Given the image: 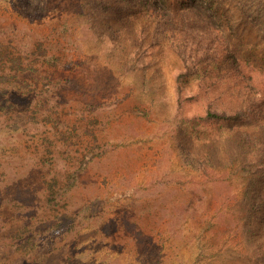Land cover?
Returning a JSON list of instances; mask_svg holds the SVG:
<instances>
[{
	"label": "rangeland",
	"instance_id": "1",
	"mask_svg": "<svg viewBox=\"0 0 264 264\" xmlns=\"http://www.w3.org/2000/svg\"><path fill=\"white\" fill-rule=\"evenodd\" d=\"M222 3L264 83V0ZM117 6L0 0V264H264L261 127L199 120L246 96L208 63L178 84L205 43Z\"/></svg>",
	"mask_w": 264,
	"mask_h": 264
},
{
	"label": "trees",
	"instance_id": "2",
	"mask_svg": "<svg viewBox=\"0 0 264 264\" xmlns=\"http://www.w3.org/2000/svg\"><path fill=\"white\" fill-rule=\"evenodd\" d=\"M123 2L130 6L125 8L117 6L115 9L124 10L123 13L130 17L132 22L137 21L138 15L143 16L148 24L153 44L166 40L168 35L183 29L185 35L195 39L198 44L205 43L203 49L205 46L206 49L199 54L196 53L195 46L189 50L187 45L183 49H178L184 72L178 76L177 82L179 84L193 75H199L202 70L212 67L216 78L220 76L221 71L224 72L227 86L243 92L246 96L245 100L237 106H229L222 111L215 106L214 102L209 103L205 116L200 117L199 120L201 123L257 122L261 127L257 132L259 134L257 152L251 151V156L248 155L244 170L249 172V165L257 164V176L260 177L259 181L264 183V173L260 170L264 166V83L259 80V77L257 78V71H255L257 67L251 66L257 65L259 61L257 52L248 47L250 54H246L225 34L224 29H227V25L219 14L221 9L224 10L225 3L223 4L222 0H123ZM218 52L221 55L220 60L223 59L224 63L216 61ZM194 54L196 55L193 56ZM207 63L211 67L207 68L205 66ZM217 68L221 70L218 71ZM181 90L180 84L178 85L179 96H181ZM3 92H5L3 88H0V98ZM262 193L264 194V191ZM64 219L65 221L58 225L57 229H68L72 226L73 220L70 217L65 215ZM47 254L44 255L47 256ZM257 260L264 262L263 251L260 250Z\"/></svg>",
	"mask_w": 264,
	"mask_h": 264
}]
</instances>
